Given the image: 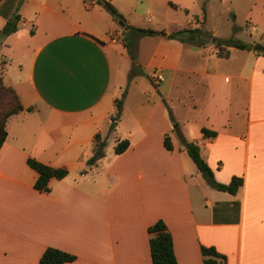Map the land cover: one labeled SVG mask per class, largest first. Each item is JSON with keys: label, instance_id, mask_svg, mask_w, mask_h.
<instances>
[{"label": "crops", "instance_id": "crops-1", "mask_svg": "<svg viewBox=\"0 0 264 264\" xmlns=\"http://www.w3.org/2000/svg\"><path fill=\"white\" fill-rule=\"evenodd\" d=\"M144 1L146 23L166 34L207 31L215 15L213 0H202L200 16L193 0H119L120 26L88 0L0 2V75L23 108L0 147V264H40L47 248L76 257L63 264H152L147 229L159 220L177 264H203L201 246L226 264H264V55L253 49L264 45V0H248L231 29L251 50L226 48L227 57L211 43L126 28L141 26ZM160 7L184 16L154 21ZM15 14L16 31L1 36ZM128 35L140 74L130 75ZM96 135L104 154L88 165ZM121 140L129 146L115 154ZM183 140L199 147L217 183L240 178L237 191L211 188ZM27 159L67 175L38 192Z\"/></svg>", "mask_w": 264, "mask_h": 264}, {"label": "trees", "instance_id": "trees-1", "mask_svg": "<svg viewBox=\"0 0 264 264\" xmlns=\"http://www.w3.org/2000/svg\"><path fill=\"white\" fill-rule=\"evenodd\" d=\"M2 0H0L1 2ZM85 1V0H84ZM93 3L102 6L115 21H122L124 19L122 15H120L115 7L109 2V0H91ZM173 6V5H171ZM19 20L18 15H13L7 19V22L4 28L1 31V36H8L13 33L17 29V22ZM131 31L137 33L140 36H160L167 39H176L181 42H192L197 43L199 45H206L208 43L214 44L219 48V54L227 57L228 51L224 50L226 48H236L240 50H251V46L244 44L240 41L234 40L233 38L229 39H218L209 35L202 28H194V29H185L176 32H172L170 34H166L164 31H155L151 29H141L128 27ZM236 27H234V30ZM127 47V45L125 46ZM256 53H261L264 55L262 51H256ZM137 67L134 62V56H131V68L130 72L137 73L139 70L135 69ZM118 113L121 108V100H117L115 102ZM23 108L19 102V99L15 92L8 86H5L2 82V78L0 75V147L2 146L4 140L6 139V121L8 118L14 114L22 111ZM202 134L205 137H214L215 133L210 132L206 129L201 130ZM184 148L191 158L193 163L195 164L197 170L200 172L201 176L205 180V182L211 187L219 191H225L228 193H235L239 186L242 184V180L240 178L233 177L229 184L222 185L217 183L213 178V172L210 170L208 165L202 159L199 153V147L192 143L187 142L185 140L182 141ZM163 145L167 150H171L172 146L168 139L165 137L163 140ZM129 146L128 140L118 141L114 146V153L121 154L124 152ZM105 148V142L100 140L98 135L95 136L94 139V152L92 157L87 161L88 165H92L98 159L103 156V150ZM27 165L37 173V179L34 184V189L41 193H48L49 187L48 182L51 179L60 180L67 175V171L63 168H53L42 164L34 159H27ZM149 235V248H150V257L152 264H177L176 258L173 250L172 237L170 233L167 231L165 224L159 220L155 222L153 225L148 227L147 229ZM200 252L202 255L203 264H226V257L219 252L214 247H206L201 246ZM75 256L60 251L54 248H47L41 258L40 264H63L69 263L75 260Z\"/></svg>", "mask_w": 264, "mask_h": 264}, {"label": "rangeland", "instance_id": "rangeland-1", "mask_svg": "<svg viewBox=\"0 0 264 264\" xmlns=\"http://www.w3.org/2000/svg\"><path fill=\"white\" fill-rule=\"evenodd\" d=\"M213 1H214V3L212 4V8H214V10H215V15L210 17L209 20L207 21V23H206L207 31L206 32L209 35H211L212 34L211 30L215 29L219 35L225 36L224 38H228L229 36L231 37V29L237 25H241V23H242V17H240L241 11L243 9H245L248 0H225L224 2H221V3H219L218 0H213ZM109 2L114 6V4L119 3V0H109ZM192 2L193 3L191 5L190 12L195 11L196 12L195 14L200 16L201 11L205 9L204 6L202 5V0H193ZM88 3L91 4L92 1L88 0ZM147 7H148V3L146 1H144V5H142V6H141V4H139L138 9H137L138 15L135 18H137L136 24H141V26L140 27L137 26V27L141 28V29L156 30V26L154 24L146 23L145 17H143L145 10L148 9ZM153 11H154V9H153ZM210 13H211V10H210ZM180 14L182 16H184V12H183L182 8H178L177 10H171V11H169L168 14L166 12H164L163 8H161V11L157 10L156 15L154 17L150 16V18L153 19L154 21L155 20L156 21L157 20L171 21L174 19V17L177 18L178 15H180ZM125 19H126V17H125ZM125 19H124V21H125ZM118 22H122V21H118ZM122 23H124V22H122ZM231 38H233V36ZM244 39L245 38L242 37V40H244ZM127 41L129 42V44L126 47L128 58H130V60H131V56H134V62L136 63L135 50H134V48L133 49L130 48V47H132L131 46L132 40H131L129 35H128ZM254 45H256V44H254ZM135 69L140 70L138 66L137 67L135 66ZM139 72L140 71H138L137 73H139ZM130 75H131V72H130ZM133 91L134 90H132V93H133ZM122 93H123L122 97L120 96L119 100H121L123 98V96L125 94V90ZM135 95H136V93H134V96Z\"/></svg>", "mask_w": 264, "mask_h": 264}, {"label": "water", "instance_id": "water-1", "mask_svg": "<svg viewBox=\"0 0 264 264\" xmlns=\"http://www.w3.org/2000/svg\"><path fill=\"white\" fill-rule=\"evenodd\" d=\"M118 24H119L120 26H123V23H122V22H118ZM253 49H254V50H260V51L264 52V45H257V46H254Z\"/></svg>", "mask_w": 264, "mask_h": 264}, {"label": "built area", "instance_id": "built-area-1", "mask_svg": "<svg viewBox=\"0 0 264 264\" xmlns=\"http://www.w3.org/2000/svg\"><path fill=\"white\" fill-rule=\"evenodd\" d=\"M152 77L153 79H157V80L160 79V77L156 73H153Z\"/></svg>", "mask_w": 264, "mask_h": 264}]
</instances>
